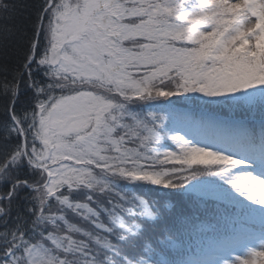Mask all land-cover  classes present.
<instances>
[{
	"label": "snow or ice",
	"instance_id": "6c2138e0",
	"mask_svg": "<svg viewBox=\"0 0 264 264\" xmlns=\"http://www.w3.org/2000/svg\"><path fill=\"white\" fill-rule=\"evenodd\" d=\"M262 259L264 0H0V264Z\"/></svg>",
	"mask_w": 264,
	"mask_h": 264
},
{
	"label": "trees",
	"instance_id": "16d2710c",
	"mask_svg": "<svg viewBox=\"0 0 264 264\" xmlns=\"http://www.w3.org/2000/svg\"><path fill=\"white\" fill-rule=\"evenodd\" d=\"M22 2H26V3H33L34 0H22ZM27 15V13H25V16ZM21 19H23V17H21ZM15 62V58L13 57L12 60H10V64Z\"/></svg>",
	"mask_w": 264,
	"mask_h": 264
},
{
	"label": "rangeland",
	"instance_id": "374dc122",
	"mask_svg": "<svg viewBox=\"0 0 264 264\" xmlns=\"http://www.w3.org/2000/svg\"><path fill=\"white\" fill-rule=\"evenodd\" d=\"M261 264H264V259H262Z\"/></svg>",
	"mask_w": 264,
	"mask_h": 264
}]
</instances>
